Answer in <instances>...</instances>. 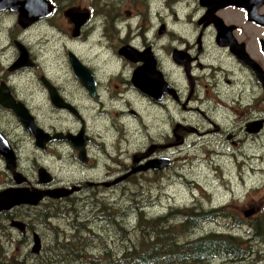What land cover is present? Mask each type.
Masks as SVG:
<instances>
[{"label": "flooded vegetation", "instance_id": "flooded-vegetation-1", "mask_svg": "<svg viewBox=\"0 0 264 264\" xmlns=\"http://www.w3.org/2000/svg\"><path fill=\"white\" fill-rule=\"evenodd\" d=\"M24 3L28 13L34 11V18L27 17L21 23L14 0H0V135L16 156L15 173L24 180L22 184L17 183L14 172L8 169L7 160L0 154V160L10 176L9 183H0V193L15 188L29 192L60 188L76 190L67 198L54 200L68 202L76 196L108 191L139 174L153 172V169H149L120 181L135 169L145 168L153 162V158L148 160L149 156H146L144 159H134V165L129 170L116 173L118 177L113 181L107 174L104 178H89L85 182L57 184L51 173L40 168L38 177L40 170L44 169L50 175L51 183L41 184L39 178L38 184H34L23 170L21 152L14 141L16 134L12 125L16 123L34 138L36 148L42 153L52 155L53 149L61 154L70 151L71 159L80 168L94 171L101 157L93 156V148L100 136L90 133L80 113L91 111L101 115L108 109L128 106L132 108L130 115L141 119L136 111L138 108L132 106V102L135 104L133 95L144 98L152 107L154 104L171 112L204 114L200 108L217 106V115L224 110L228 120L233 117L236 121L237 108L240 107L243 119L239 123L243 124L244 136L253 139L264 134V0H24ZM127 4L130 7L124 9ZM141 7L143 11H140ZM75 12L82 16V21L72 19L71 14ZM97 17H104L102 26L97 22ZM137 17L145 21L144 26L135 25ZM45 26L54 29L60 39H72L71 47L65 45L64 48V63L70 70L71 84H74L72 92L63 88V83L58 81L60 77H56L51 70L45 73L36 51L32 49V44L37 46L40 43L38 28ZM149 26L151 31L155 27L156 41H168L163 55L158 53L157 43L154 44L147 35ZM24 52L27 56L22 60ZM74 56L86 68V74L76 73L72 62ZM146 62L151 64L149 76L152 77L140 83L136 79L137 74L145 68ZM109 66L114 70L108 71ZM25 75H28V83L34 89L32 92H29V84L26 88L20 85ZM71 84L65 83L69 87ZM40 95L41 102L38 103ZM239 95L241 102L234 103L232 98ZM159 97L161 101L157 100ZM41 106H50L53 110L70 115L79 122L80 129L49 130L36 112ZM16 108L26 110L36 126L50 135L48 138L64 136L47 142L44 148L39 147ZM203 116L214 127V133L222 131L220 138L223 143L238 146V136L234 130ZM173 122L172 119L170 126ZM193 124V121L181 120L171 131L172 142L185 138L187 141L192 134L201 135ZM82 131L85 133L83 139L87 141L85 155H81L75 144ZM213 132H205V135ZM70 134L73 136L64 138ZM225 154L231 156L230 148L226 149ZM47 200L50 198L42 202ZM104 206H100L102 214ZM27 207L31 206L4 210L0 212V219L8 223L12 231L17 230L13 227L14 221L25 224L24 232L17 230L25 236L30 227L26 221L14 219V214ZM95 238L99 236L95 235Z\"/></svg>", "mask_w": 264, "mask_h": 264}, {"label": "rangeland", "instance_id": "rangeland-1", "mask_svg": "<svg viewBox=\"0 0 264 264\" xmlns=\"http://www.w3.org/2000/svg\"><path fill=\"white\" fill-rule=\"evenodd\" d=\"M124 7L128 9L130 4ZM140 11H143L142 7ZM96 20L101 26L105 22L104 17H97ZM135 25L144 26L145 21L137 17ZM154 29L151 31L149 26L147 35L154 44L157 43L158 53L163 55L168 41H156ZM136 31L139 33L140 29L137 27ZM37 33L40 43L37 46L32 44V49L36 51L42 69L45 73L51 70L56 77H60L58 81L63 83L67 92L74 91L70 70L64 63V48L65 45L71 47L72 39H60L57 32L47 26L39 27ZM30 35L32 37L33 32ZM113 70L109 66L108 71ZM27 77L25 75L20 80L24 88L29 84ZM31 81H34L32 75ZM66 81L71 87L65 85ZM28 87L29 92L34 90L30 84ZM132 100H135L136 105L132 102V106L138 108L136 111L141 119L130 115L132 108L128 106L108 109L101 115L91 111L80 113L90 133L100 136L93 148V156L101 157L94 171L80 168L71 159L70 151L61 154L53 149L52 155L42 153L36 148L34 138L13 123L12 130L16 134L14 141L21 152L23 170L34 184L39 182L40 168L51 173L57 184H65L104 178L107 174L113 181L118 177L116 173L129 170L134 165V159H144L146 156H149L148 160L153 158V161L169 160L172 165L160 172L139 174L108 191L97 194L89 192L90 195L85 193L68 202L50 199L36 207L19 209L14 219L26 221L29 225L30 231L25 236L17 230H10V225L0 219V264H90L91 260H98L94 264H106L104 257L107 251L116 258L138 242L136 226L140 211L150 220L170 216V225L179 226L183 216L177 213H184L192 207L200 206L205 211L223 209L232 217H219L203 224L192 232L190 238L199 239L224 231L245 242L251 241L249 224L254 219H246L243 214L256 209L255 215L258 216L264 210V134L253 139L244 136L243 124L239 123L243 119L240 107L237 108L236 121L233 117L228 120L224 110L217 115V106L200 108L204 114H195L189 111L171 112L154 104L152 107L140 96L133 95ZM232 100L240 103L241 96H234ZM36 112L49 130L80 129L77 120L50 106H41ZM202 114L234 130L238 136V146L223 143L220 138L222 131L214 133V127ZM172 119L174 122L170 126ZM181 120L193 121L201 135L192 134L187 141L185 138L172 142L171 131ZM205 132L213 133L205 135ZM244 140L246 142L241 143ZM227 148L231 152L229 157L225 154ZM214 151H218L217 154ZM7 173L0 160L2 185L10 182ZM101 205H105L103 214ZM143 228L142 225L139 230ZM34 233L42 241L38 255L32 253ZM95 235L99 238H95ZM71 243L76 244L72 249L74 252H71ZM256 244L254 251L260 252H256L252 260L264 264V247ZM211 264H221V261L216 260Z\"/></svg>", "mask_w": 264, "mask_h": 264}, {"label": "trees", "instance_id": "trees-1", "mask_svg": "<svg viewBox=\"0 0 264 264\" xmlns=\"http://www.w3.org/2000/svg\"><path fill=\"white\" fill-rule=\"evenodd\" d=\"M134 211L137 212V208ZM177 214L183 216L182 224L179 226L170 225V216L150 220L140 211L137 217L138 226H136L139 240L135 243L136 245L133 244L131 248L116 258L107 251L104 257L105 263L211 264L218 260L221 264H257L258 261L252 258L256 252H260L254 251L256 242L264 247V210L258 216L254 215L257 218L251 217L254 220L249 224L251 241L248 242L224 231L211 233L199 239L190 238L192 232L203 224L213 222L219 217L231 218L232 215L223 209L205 211L200 206H195L184 213ZM142 225L144 228L139 230ZM69 245L72 246L71 252H74L72 249L76 247V244ZM96 261L98 260H91L90 264Z\"/></svg>", "mask_w": 264, "mask_h": 264}, {"label": "water", "instance_id": "water-1", "mask_svg": "<svg viewBox=\"0 0 264 264\" xmlns=\"http://www.w3.org/2000/svg\"><path fill=\"white\" fill-rule=\"evenodd\" d=\"M24 5H25L24 0H14V6H15L14 8L20 14L21 23L24 22L25 18H27V17H31L32 19L34 18L33 17L34 11L31 9L32 11H30L28 13V11L25 10ZM45 16H48V15H45ZM71 16H72L73 20H81V18H82V16L76 14V12L72 13ZM25 55L27 56L26 52L23 53L22 60L25 59L24 58V57H26ZM149 58H151L150 55H149ZM147 60H148V58H147ZM72 62L74 65V70L76 71L77 74L84 73L85 71H87L86 68L80 63V61L75 56H74ZM150 66H151V64L146 62L145 68L141 69L139 71V73L137 74L136 79L140 83H142L146 78L150 79L152 77V76L151 77L149 76V75H151L150 74V72H151ZM80 71H82V72H80ZM145 71H146V73H145ZM85 74H86V72H85ZM154 78H155V76H154V71H153V79ZM140 86L143 87V85H140ZM148 86L151 88L150 84H148ZM52 96L55 97V93L53 91H52ZM153 97H154V95H153ZM53 100H55V99H53ZM157 100L161 101V97H159ZM8 106H10V105H8ZM11 107H13V106H11ZM15 110L19 114L20 119L23 122L26 129L29 130V132H31L33 134V136H35L39 147L43 146L42 148H44V146L47 142H53L54 140H58L64 136L61 134V135H56L53 138H48V137H50V135L46 134L43 130L39 129L36 126L34 119L26 112V110H22L21 108H16ZM71 136H73V135L70 134L69 136L64 137V138L67 139L68 137H71ZM83 137H85L84 131H82L77 136V138L75 140L76 147L78 150L81 151V155H85V145L87 142L86 140L84 141ZM0 154L3 155L4 158L7 160L6 162L8 165V169L11 170L12 172H14V178L17 181V183L22 184L24 182V180L21 179V176L19 174L15 173L16 168H17L16 156H15L13 150L11 149L10 145L7 143V141L1 135H0ZM170 166H171V163L169 160H156V161L150 162V164H148V166H146L145 168L135 169L134 171H132L128 175H125L120 181H123V180L127 179L129 176L136 174V173H139V172H142V171L153 169V171L160 172L161 170H165L166 168H168ZM39 178H40L41 184H47L51 181L50 175H48L44 169L40 170ZM75 192H76V190H66L63 188L56 189V190H49V191L34 190L33 192H29L28 190H23V189H19V188L11 189V190L0 193V212H2L4 210H10L11 208L20 207V206L36 207L45 198H50L53 200H60V199H64V198H67V197L73 195ZM255 214H256V209H252V210L246 211L244 213L245 217H247V218H249ZM13 227L15 229L19 230L20 232L25 231V224H23L21 222L14 221ZM41 249H42L41 238L37 234H35L34 246L32 249V253L35 255H38L41 252Z\"/></svg>", "mask_w": 264, "mask_h": 264}, {"label": "bare ground", "instance_id": "bare-ground-1", "mask_svg": "<svg viewBox=\"0 0 264 264\" xmlns=\"http://www.w3.org/2000/svg\"><path fill=\"white\" fill-rule=\"evenodd\" d=\"M103 207V206H102ZM140 232V231H139ZM139 235V234H138ZM132 237V236H131ZM133 238V237H132ZM142 239V238H141ZM136 240V239H135ZM141 244V243H140ZM136 245V244H135ZM125 248V247H124ZM126 250V249H125ZM123 252V251H122ZM106 259V258H105Z\"/></svg>", "mask_w": 264, "mask_h": 264}]
</instances>
